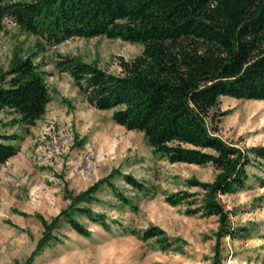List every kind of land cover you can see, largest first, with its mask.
I'll use <instances>...</instances> for the list:
<instances>
[{"label":"rangeland","instance_id":"rangeland-1","mask_svg":"<svg viewBox=\"0 0 264 264\" xmlns=\"http://www.w3.org/2000/svg\"><path fill=\"white\" fill-rule=\"evenodd\" d=\"M2 26L0 86L17 60L31 58L50 101L33 126L0 110V134L15 137L10 143L17 148L0 166V264H264V172L249 168L245 189L219 196L235 231L233 238L219 239L216 216L187 213L200 206L202 193L189 181L212 183L218 172L211 165L170 164L154 154L142 133L116 125L113 111L90 106L72 78L55 66L69 57L119 74V59L139 56L140 44L74 37L52 45L8 19ZM212 112L220 114L216 135L225 143L242 150L264 146V101L222 97ZM103 130L117 136L112 146L98 141ZM110 175L113 187L101 185L90 201L72 203ZM180 192L187 198L170 205L166 198ZM71 205L91 210L107 226L70 211L90 237L60 218L54 239L31 256L44 223ZM153 228L157 235L150 237Z\"/></svg>","mask_w":264,"mask_h":264},{"label":"trees","instance_id":"trees-1","mask_svg":"<svg viewBox=\"0 0 264 264\" xmlns=\"http://www.w3.org/2000/svg\"><path fill=\"white\" fill-rule=\"evenodd\" d=\"M5 19L52 45L74 37L140 44L139 56L119 59V74L69 57L55 66L72 78L90 106L113 111L116 125L142 133L154 154L170 164L211 165L218 172L212 183L189 181L202 193L200 206L187 213L216 216L217 237L235 236L219 196L245 189L249 168L264 172V146L242 150L225 143L216 135L220 114L212 110L222 97L264 101V0H0V33ZM6 77L0 86V110H11L21 123L33 126L50 101L35 63L31 58L17 60ZM13 140L0 134V166L17 153ZM112 176L72 203L90 201L101 185L113 187ZM123 178L139 189L135 179ZM185 195L166 200L176 205ZM73 206L44 223V235L31 256L54 239L52 229L60 218L90 237L70 211L107 226L103 217ZM153 231H148L150 237L157 235Z\"/></svg>","mask_w":264,"mask_h":264},{"label":"bare ground","instance_id":"bare-ground-1","mask_svg":"<svg viewBox=\"0 0 264 264\" xmlns=\"http://www.w3.org/2000/svg\"><path fill=\"white\" fill-rule=\"evenodd\" d=\"M99 139L98 141L101 143H104L105 146H112L113 143L115 142V139L117 138V136L113 133H110L108 130H103L101 133H99Z\"/></svg>","mask_w":264,"mask_h":264}]
</instances>
